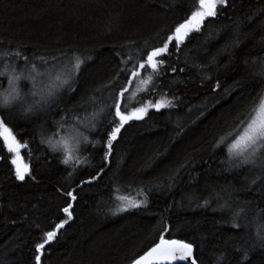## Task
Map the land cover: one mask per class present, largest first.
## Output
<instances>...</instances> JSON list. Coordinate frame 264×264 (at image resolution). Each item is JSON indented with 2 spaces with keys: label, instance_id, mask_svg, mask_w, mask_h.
<instances>
[{
  "label": "trees",
  "instance_id": "trees-1",
  "mask_svg": "<svg viewBox=\"0 0 264 264\" xmlns=\"http://www.w3.org/2000/svg\"><path fill=\"white\" fill-rule=\"evenodd\" d=\"M197 7L198 0H0V42L4 45L0 52L24 46L29 57H51L71 48L93 56L84 66L79 91L70 98L65 92L59 108L53 107L58 115L25 117L20 107L7 115V126L17 140L28 144L19 155L37 180L16 179L13 154L0 138V264H34L35 243L66 219L61 209L68 201L62 192L72 189L78 196L73 219L46 249L44 264H130L158 241L157 233L169 221L172 229L166 239L194 241L204 264H215L221 252L226 257L222 264H264V248L252 247L256 224L264 223V214L257 217L264 209V190L258 185L249 187L247 166L228 170L221 164L226 153L211 147L233 127L238 114L247 112L253 98L264 93V78L255 75L264 61V0H229L227 8H218L216 18L204 22L202 32L191 34L178 64L186 67V73H168L158 81L163 84L159 92L138 97L155 102L166 91L169 98H180L176 107L151 109L144 120L126 125L115 143L112 163L93 184L77 188L99 171L102 146H88L80 152L89 163L73 172L60 163L62 154H53L41 143L42 126L51 135L53 121L64 115L60 109L83 105L88 90L114 74L119 64L113 45L126 39L156 44ZM237 33L240 46L232 48ZM130 52L134 49H125L126 54ZM18 64V71L26 68L22 61ZM58 74L54 71L53 78ZM217 81L220 89L213 91ZM20 86L25 93L32 87L30 81H21ZM6 87V77H0V91ZM128 95L129 108L139 106L137 98ZM92 111L88 106L79 115L85 117ZM110 130H101L104 139ZM89 135L92 140L100 138ZM189 157L192 163L169 187L168 174ZM69 172H73L71 177ZM157 183L160 187L151 192L148 207L118 215L108 211L118 203L116 196L135 198L138 187ZM217 193L222 198L217 199ZM206 198L209 206L197 207ZM225 201L233 209L251 202L237 220L247 227H231L232 213L219 208ZM237 248L250 249L248 260L241 259Z\"/></svg>",
  "mask_w": 264,
  "mask_h": 264
},
{
  "label": "snow or ice",
  "instance_id": "snow-or-ice-1",
  "mask_svg": "<svg viewBox=\"0 0 264 264\" xmlns=\"http://www.w3.org/2000/svg\"><path fill=\"white\" fill-rule=\"evenodd\" d=\"M228 4L229 0H198V7L191 11V14L182 22L169 28L166 38L159 37L156 44L150 40L141 42L135 39H126L118 46L113 45L119 66L111 78L105 83L89 89L83 105L74 108L65 106L60 109L64 115L60 116L59 120L53 121L55 130L51 135H47V129L42 126L41 143L47 144L53 154H62L60 163L71 167L73 172L77 170L78 166L89 163L88 157L82 158L79 155L80 152L87 150L88 146L93 149L98 146L103 147V163L99 171L95 175H91L89 179L82 180L77 188L91 185L102 178L105 168L112 163L115 143L118 142L126 125L132 121L144 120L151 109L159 112L161 109L176 107L180 98L178 96L169 98V93L166 91L161 93L160 99L155 102L152 100L144 102L138 97L159 92L163 84L158 81L168 73L174 75L186 73V67L178 66L186 42L193 32H202L204 22L208 18L217 17L218 8H227ZM239 46L240 37L237 33L230 47L238 48ZM3 47V43L0 42V48ZM125 49H134V52L126 54ZM25 51L24 46H17L13 50L0 52V61L4 62V67L0 69V77L7 79V87L0 91V138L9 153H16L11 163L15 166L16 179L22 182L26 177H31L33 181H36L37 178L32 175L28 164L20 163V149L21 147L27 148L28 144L21 145L16 140L12 129L7 126L8 113L14 107H20L21 114L25 117L39 118L49 113L58 115V112H52L53 107L59 108L65 92L69 94L70 98L79 91L84 66L93 60L90 53H78L71 48L59 54H53L51 57L47 55L29 57L24 54ZM173 57H175L174 61ZM19 61H22L26 68L18 71ZM244 63L247 65L249 61L245 60ZM260 63V71L255 75L264 78V61ZM54 71H59L60 74L53 78ZM206 79L211 78L206 77ZM21 81L31 82L32 87L27 93L22 90ZM134 85L135 90H133ZM219 89L220 83L217 81L213 91ZM105 92L108 93L106 97L103 95ZM129 93H131V97L137 98L135 104L139 106L129 108ZM28 97L31 99L29 100ZM88 106H91L93 111L87 116L81 117L79 112L87 111ZM109 127L111 130L106 132V139H104L101 130ZM182 130L181 128L180 132ZM180 132L177 134L179 135ZM89 134L97 135L100 138L92 140ZM211 147L226 153V158L221 160V164L227 165L228 170L242 169L247 166L249 176L245 177V180L249 187L258 185L264 190V93H258L253 98L252 106L248 108L247 112L238 114L233 120V127L227 133L219 136ZM191 163L192 157H189L168 174L169 187L174 184L181 171ZM73 172H69L70 177ZM159 187V183L151 187L142 185L138 187L135 198L116 196L115 200L118 203L115 208H110L108 211L111 215H118L132 209L146 208L151 192ZM62 195L68 201L67 206L61 209L66 215V219L56 224L53 230L45 231L39 241L35 243L34 264H44L46 249L58 239L60 230L64 229L65 225L73 219L74 202L78 199L76 189L63 191ZM216 197L217 199L222 198L219 193L216 194ZM250 203L244 202L242 206L233 209L232 205L225 201L224 204L219 205V208L227 209L232 213L231 227L239 229L247 227V225L242 226L237 220L246 214V208L250 206ZM208 206L209 199L207 198L203 200L202 204H197V207ZM261 214H264V209L257 212V217L259 218ZM37 227L39 226L37 225ZM171 229L170 221L163 224L162 230L157 233L158 241H154L151 247L143 251V254H137L131 264H176L178 261L184 262V264H204L195 252L194 241L166 239V236L171 233ZM255 241L253 248L257 244L264 248V223L256 224ZM235 251L237 253L242 251L241 259L248 260L250 249L237 248ZM225 260V254L221 252L216 257L215 264H222Z\"/></svg>",
  "mask_w": 264,
  "mask_h": 264
},
{
  "label": "rangeland",
  "instance_id": "rangeland-1",
  "mask_svg": "<svg viewBox=\"0 0 264 264\" xmlns=\"http://www.w3.org/2000/svg\"><path fill=\"white\" fill-rule=\"evenodd\" d=\"M16 140H17V138H16ZM18 141V140H17ZM19 142V141H18ZM20 143V142H19ZM21 144V143H20ZM21 145H23V144H21ZM21 149H23V147H21ZM20 149V150H21ZM13 154V157H12V159L13 158H15V156H16V153H12ZM21 157V156H20ZM20 163L23 165V164H26L25 163V161L23 160V158L21 157V160H20ZM13 167H14V169H15V166L13 165Z\"/></svg>",
  "mask_w": 264,
  "mask_h": 264
},
{
  "label": "water",
  "instance_id": "water-1",
  "mask_svg": "<svg viewBox=\"0 0 264 264\" xmlns=\"http://www.w3.org/2000/svg\"><path fill=\"white\" fill-rule=\"evenodd\" d=\"M178 240H179V239H178ZM177 263H182V264H184V262H179V261H178V262H176V264H177ZM130 264H131V263H130Z\"/></svg>",
  "mask_w": 264,
  "mask_h": 264
}]
</instances>
